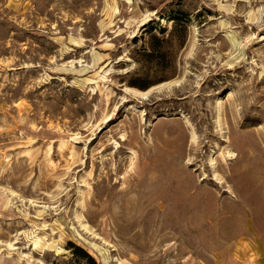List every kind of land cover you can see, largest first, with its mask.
<instances>
[{
	"label": "rangeland",
	"instance_id": "rangeland-1",
	"mask_svg": "<svg viewBox=\"0 0 264 264\" xmlns=\"http://www.w3.org/2000/svg\"><path fill=\"white\" fill-rule=\"evenodd\" d=\"M69 242L264 264V0H0V264Z\"/></svg>",
	"mask_w": 264,
	"mask_h": 264
},
{
	"label": "trees",
	"instance_id": "trees-1",
	"mask_svg": "<svg viewBox=\"0 0 264 264\" xmlns=\"http://www.w3.org/2000/svg\"><path fill=\"white\" fill-rule=\"evenodd\" d=\"M185 15V16H184ZM187 14L183 12H179V16L176 18H172L173 23V30L171 34L174 36L176 33L179 32L178 27H181L184 31V35L187 32L189 21L187 20ZM149 53L148 55H151ZM150 86H145L143 89H148ZM71 250V254L73 258L78 262V264H98L97 260L84 248L74 244L73 242H69V248Z\"/></svg>",
	"mask_w": 264,
	"mask_h": 264
}]
</instances>
